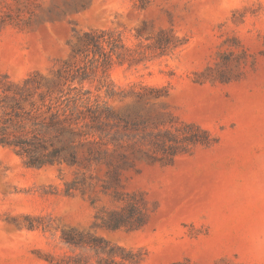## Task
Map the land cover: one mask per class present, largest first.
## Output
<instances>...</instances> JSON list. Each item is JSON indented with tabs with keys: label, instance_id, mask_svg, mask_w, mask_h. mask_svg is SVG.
I'll list each match as a JSON object with an SVG mask.
<instances>
[{
	"label": "rangeland",
	"instance_id": "rangeland-1",
	"mask_svg": "<svg viewBox=\"0 0 264 264\" xmlns=\"http://www.w3.org/2000/svg\"><path fill=\"white\" fill-rule=\"evenodd\" d=\"M58 70L105 138L0 145V264H264V0H0V79Z\"/></svg>",
	"mask_w": 264,
	"mask_h": 264
},
{
	"label": "trees",
	"instance_id": "trees-1",
	"mask_svg": "<svg viewBox=\"0 0 264 264\" xmlns=\"http://www.w3.org/2000/svg\"><path fill=\"white\" fill-rule=\"evenodd\" d=\"M85 37L93 41L92 33L86 32ZM6 79L8 75L0 79V145L14 149L28 167L42 168L56 163L76 165L79 163L77 146L90 137L104 140L106 117L111 110L94 107L89 98L83 97L84 93L76 92L75 87L67 84L61 70L51 80L36 71L18 85ZM103 153L107 152L100 155ZM95 161L97 159L90 157L89 166ZM72 185H68L67 194ZM107 226L117 229L121 223L110 222ZM64 235L70 244L83 241H76L67 233ZM90 239L93 245L100 246L96 248L97 253H107L109 260L116 256L132 259V250L111 246L101 237L90 236Z\"/></svg>",
	"mask_w": 264,
	"mask_h": 264
}]
</instances>
